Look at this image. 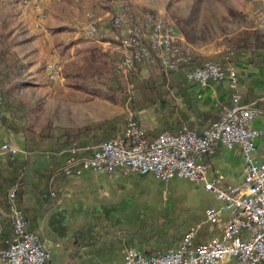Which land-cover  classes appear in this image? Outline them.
I'll list each match as a JSON object with an SVG mask.
<instances>
[{"label":"crops","instance_id":"crops-1","mask_svg":"<svg viewBox=\"0 0 264 264\" xmlns=\"http://www.w3.org/2000/svg\"><path fill=\"white\" fill-rule=\"evenodd\" d=\"M33 6V2L0 0L1 14H6L2 8L10 7L18 13L9 19L22 20L21 17H24L30 23L28 28L21 21L23 32L18 34L21 37L11 47L23 63V72L35 69L33 56L41 36L38 29L42 25L35 26L30 18L32 13L35 14ZM0 32L7 36L8 29L0 26ZM14 32H9L7 37ZM54 37L56 39L57 36ZM94 40L95 45L103 48V43H107L102 39ZM110 48L119 51L115 43ZM195 54L203 53L196 51ZM222 59L219 54L216 60L223 66L231 65L236 71L239 101L253 104L260 110L249 124L261 129L254 139V155L262 157L264 57H249L246 52L232 57L229 62H222ZM177 75L169 80L170 95L162 96L155 102L161 113H152L149 119L134 113L136 122L144 129L148 139L163 128L174 131L182 121L200 131L230 104V92L224 80L199 85L184 79L181 71ZM62 85L59 84L58 88ZM74 90L81 92L82 98H87L82 101L84 104H70L69 101L64 104L57 98L52 104L50 117L36 124L32 123L29 112H16L14 101L10 100L14 96L3 95L0 143L6 142L16 151L0 152V249L5 246V238L11 232L7 189L16 178L19 181L15 191L16 204L23 212L26 227L36 231L49 249L46 264H116L127 248L144 255L172 248L190 228L193 230V243L204 241L214 234L228 215V210H221L216 222L206 219L204 208L219 206L221 200L203 188L200 182L181 177L161 180L149 172L122 173L119 169L88 168L77 175H64L58 171L66 155L60 149L75 142L79 146L77 154H82L89 150L93 142L90 138L62 142V136L56 135L63 129H73L110 117L103 106L101 113L91 114L90 95L83 89ZM160 115L163 119L159 123L157 119ZM48 125L53 137L30 139L26 136V127L44 129ZM204 159L206 176L217 178L220 185L228 186L241 181L243 163L238 145L227 147L218 142ZM214 264L236 262L233 257L226 256Z\"/></svg>","mask_w":264,"mask_h":264},{"label":"built area","instance_id":"built-area-1","mask_svg":"<svg viewBox=\"0 0 264 264\" xmlns=\"http://www.w3.org/2000/svg\"><path fill=\"white\" fill-rule=\"evenodd\" d=\"M116 8L118 15L111 27L113 43H122V54L116 61L118 72L126 75L135 63H153L164 72L180 70L184 79L199 85L224 80L230 92V104L200 131L182 122L174 131L162 129L149 139L144 129L127 116L121 131L94 142L86 153L77 154L76 144L60 149L66 155L58 171L77 175L88 168L119 169L122 173L149 172L161 180L181 177L200 182L221 200L219 206L204 208L210 222L217 221L221 210H228L219 228L204 241L193 243L190 228L172 248L151 255L127 248L116 264H214L226 256L233 257L236 264H264V156L254 155V139L261 129L249 124L259 108L239 101L237 74L231 65L223 66L211 60L193 64L192 55L181 54L183 43L169 35L171 24L163 22L165 32L149 31V23L155 22L136 24L132 22V12L123 10L121 4ZM41 15L38 12L37 17ZM98 30L96 23H91L89 34L95 35ZM141 32H150L152 43L143 42ZM169 42H180V49H169ZM50 70L58 73L57 62H52ZM1 115L0 98V119ZM218 142L240 148L243 172L236 184L222 186L217 178L206 176L205 155ZM1 151L14 153L16 148L2 142ZM16 188L14 183L7 189L11 232L0 249V259L2 264H46L49 249L36 231L26 227L23 212L16 204Z\"/></svg>","mask_w":264,"mask_h":264},{"label":"rangeland","instance_id":"rangeland-1","mask_svg":"<svg viewBox=\"0 0 264 264\" xmlns=\"http://www.w3.org/2000/svg\"><path fill=\"white\" fill-rule=\"evenodd\" d=\"M22 1L33 2V9L36 10L30 18L35 26L42 25L38 29L41 36L37 33L40 38L33 56L36 67L23 72V63L11 48L21 37L18 34L23 32L21 21L30 27L28 18L11 20L9 17L18 12L15 13L10 7L2 8L6 14L0 13V26L8 29V34L15 32L11 37L0 32V90L4 96H14L10 100L14 101L16 112H29L34 124L50 117L52 104L57 98L64 104L67 101L70 104H84L82 101L87 98H82V93L74 89H83L90 95L88 100L91 114L104 108V112L110 115L109 118L120 115L123 119L121 130L127 116L135 120L134 113H140L144 119H149L158 111L161 113L157 104L155 105L156 100L161 97L138 100L131 105L130 99L135 93L136 85L149 75L163 74L165 79L170 80L178 76L179 70L164 72L153 63H138L126 75L116 70L122 46L116 44L119 51L110 46L114 41L112 20L119 4L128 7L138 18L148 15L152 19L171 24L175 29L174 40L184 45L181 50L192 57L206 56L202 61L204 63L217 61L219 52L231 44V39L241 30L256 28L264 32V0ZM38 12L43 14L39 19ZM91 23H96L99 28L95 35L89 34ZM43 32L49 35H43ZM54 35L57 36L56 39ZM150 35L151 33H141V38L147 40ZM94 39L106 40L107 43H103V48L95 45ZM180 42L175 43L180 47ZM196 51L203 54H195ZM52 62H57L58 74L51 73ZM59 84L63 85L58 88ZM167 89L170 95L171 88ZM160 116L157 119L159 123L163 119V115ZM74 144L72 142L65 148Z\"/></svg>","mask_w":264,"mask_h":264},{"label":"trees","instance_id":"trees-1","mask_svg":"<svg viewBox=\"0 0 264 264\" xmlns=\"http://www.w3.org/2000/svg\"><path fill=\"white\" fill-rule=\"evenodd\" d=\"M246 52L248 53L249 57H264V32L259 31L256 28H252L250 30H241L231 39V44L222 49L219 54L223 58L222 62H229L232 60V57L234 58L237 55ZM0 59L2 60L1 56ZM204 59H206V56L193 55L192 63L199 64ZM203 63L204 62L201 64ZM135 65H138V63H135ZM169 86V80L165 79L163 74L149 75L147 79L136 85L135 93L130 99V105L132 102H137L138 100H154L156 97L166 96L168 94L167 88ZM122 121L123 119L120 115L109 119L90 121L73 129H63L60 134L56 135V137L62 136V142L70 139L78 142L82 139L90 138L94 143L111 136L116 131H121L120 124ZM188 125L190 126V124ZM48 129L49 125L44 129H33L32 127H26V136H28L30 139H34L35 137L48 139L53 137V135L49 133ZM18 182V178H16L10 183V185L17 183L18 186Z\"/></svg>","mask_w":264,"mask_h":264},{"label":"bare ground","instance_id":"bare-ground-1","mask_svg":"<svg viewBox=\"0 0 264 264\" xmlns=\"http://www.w3.org/2000/svg\"><path fill=\"white\" fill-rule=\"evenodd\" d=\"M115 10H118V8H116ZM123 10H127V11L132 12V22H135L136 24H138V23L139 24H145V22H155V23H149V27L151 28V31L165 32V24L164 23H166V22L163 23L162 21L152 19V17L148 16V15H142L141 17L138 18L137 16H135L133 11H131L128 7L126 8L124 5H123ZM117 15H118V11L114 14L113 20ZM41 16H43V14ZM113 20H112V22H113ZM167 24H169V23H167ZM141 33H150V32H141ZM169 35L172 36L173 38L175 37V29L171 25H169ZM141 40L145 43H152V35H150L147 40H143L142 38H141ZM115 44H120L122 46V43H115ZM182 47H184V45ZM169 49L179 50L180 47L175 42H169ZM181 54H188V52H183L181 50ZM205 63H208V62H205ZM57 70H58V66H57ZM58 72H59V70H58ZM53 74H58V73H53ZM0 98H1V105H3V103H2L3 102V94L1 92V90H0Z\"/></svg>","mask_w":264,"mask_h":264}]
</instances>
